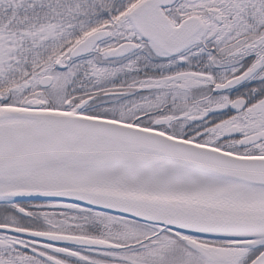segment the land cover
<instances>
[{
  "label": "snow or ice",
  "instance_id": "1",
  "mask_svg": "<svg viewBox=\"0 0 264 264\" xmlns=\"http://www.w3.org/2000/svg\"><path fill=\"white\" fill-rule=\"evenodd\" d=\"M0 264H264V0H0Z\"/></svg>",
  "mask_w": 264,
  "mask_h": 264
}]
</instances>
